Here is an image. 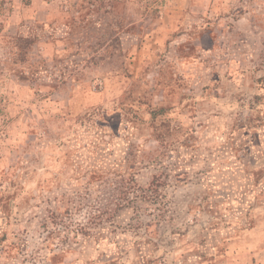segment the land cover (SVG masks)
I'll return each mask as SVG.
<instances>
[{
	"label": "rangeland",
	"instance_id": "rangeland-1",
	"mask_svg": "<svg viewBox=\"0 0 264 264\" xmlns=\"http://www.w3.org/2000/svg\"><path fill=\"white\" fill-rule=\"evenodd\" d=\"M236 163H264V0L0 8V264H264Z\"/></svg>",
	"mask_w": 264,
	"mask_h": 264
},
{
	"label": "crops",
	"instance_id": "crops-1",
	"mask_svg": "<svg viewBox=\"0 0 264 264\" xmlns=\"http://www.w3.org/2000/svg\"><path fill=\"white\" fill-rule=\"evenodd\" d=\"M235 166L236 164L234 165L235 173H240L242 177L241 179H239L240 181L236 183V187H237V190L239 191L238 193H240L243 196L242 201L243 203H245V206L243 208L246 207L247 211L249 212L251 209H253L257 205L264 204L263 202L259 204V202L255 201L256 199H261V200L262 198L264 199V181L261 184L263 188L259 186L257 187V190L254 192L253 188H249L247 185L248 177L245 176V172L239 169H236ZM248 166H249L248 169H254V170L264 169V163H261V168L260 167L256 168V163H249ZM248 176L252 177L251 173H249ZM245 189H250V190H247L245 192ZM257 195L260 197L257 198ZM251 204H253L252 207H250Z\"/></svg>",
	"mask_w": 264,
	"mask_h": 264
},
{
	"label": "trees",
	"instance_id": "trees-1",
	"mask_svg": "<svg viewBox=\"0 0 264 264\" xmlns=\"http://www.w3.org/2000/svg\"><path fill=\"white\" fill-rule=\"evenodd\" d=\"M7 0H0V8H2L3 4L6 2ZM27 1V0H26ZM29 1V0H28ZM153 114V120L154 121L155 117H156V113L152 112ZM155 139H157V136H155ZM153 137V138H154ZM249 163H236V169H239L243 172H245V176L248 177V182H247V185L249 188H253L254 192L257 190V187H261V184L262 182L264 181V169H257V170H254V169H248L249 166H248ZM251 173L252 177H249L248 174ZM247 190H250V189H245V192ZM260 196L257 195V198H259ZM256 202H263V198L262 200L261 199H256L255 200ZM253 204L250 205V207H252Z\"/></svg>",
	"mask_w": 264,
	"mask_h": 264
}]
</instances>
